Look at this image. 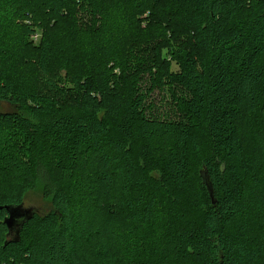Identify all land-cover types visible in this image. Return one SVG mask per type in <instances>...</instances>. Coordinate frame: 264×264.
Instances as JSON below:
<instances>
[{
  "label": "trees",
  "instance_id": "1",
  "mask_svg": "<svg viewBox=\"0 0 264 264\" xmlns=\"http://www.w3.org/2000/svg\"><path fill=\"white\" fill-rule=\"evenodd\" d=\"M32 194L0 264H264V0H0V206Z\"/></svg>",
  "mask_w": 264,
  "mask_h": 264
},
{
  "label": "water",
  "instance_id": "2",
  "mask_svg": "<svg viewBox=\"0 0 264 264\" xmlns=\"http://www.w3.org/2000/svg\"><path fill=\"white\" fill-rule=\"evenodd\" d=\"M210 194L214 197V192L212 185L205 180ZM5 208L8 212V215L5 217V222L9 227L10 233H19V228L23 225V223L30 219L35 211V207H25L24 204H20L18 206L15 205H6L0 206V209Z\"/></svg>",
  "mask_w": 264,
  "mask_h": 264
},
{
  "label": "rangeland",
  "instance_id": "3",
  "mask_svg": "<svg viewBox=\"0 0 264 264\" xmlns=\"http://www.w3.org/2000/svg\"><path fill=\"white\" fill-rule=\"evenodd\" d=\"M42 36V33L40 30H37L35 36H33V39L35 41H39L40 38ZM175 68H177L175 66ZM156 98L158 99V101H161V95H157ZM45 203L44 201L40 198V195L37 194H32L30 195V197L27 199L26 203H25V207H41L43 206Z\"/></svg>",
  "mask_w": 264,
  "mask_h": 264
},
{
  "label": "flooded vegetation",
  "instance_id": "4",
  "mask_svg": "<svg viewBox=\"0 0 264 264\" xmlns=\"http://www.w3.org/2000/svg\"><path fill=\"white\" fill-rule=\"evenodd\" d=\"M11 234H13V233H11Z\"/></svg>",
  "mask_w": 264,
  "mask_h": 264
},
{
  "label": "built area",
  "instance_id": "5",
  "mask_svg": "<svg viewBox=\"0 0 264 264\" xmlns=\"http://www.w3.org/2000/svg\"><path fill=\"white\" fill-rule=\"evenodd\" d=\"M35 36V35H34Z\"/></svg>",
  "mask_w": 264,
  "mask_h": 264
}]
</instances>
